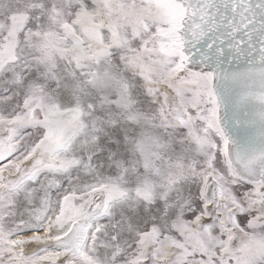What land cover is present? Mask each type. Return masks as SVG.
Here are the masks:
<instances>
[{"label": "snow or ice", "instance_id": "6c2138e0", "mask_svg": "<svg viewBox=\"0 0 264 264\" xmlns=\"http://www.w3.org/2000/svg\"><path fill=\"white\" fill-rule=\"evenodd\" d=\"M0 264H264V0H0Z\"/></svg>", "mask_w": 264, "mask_h": 264}]
</instances>
